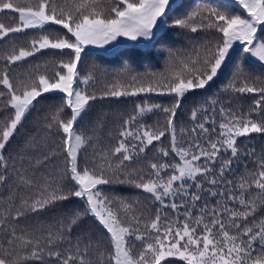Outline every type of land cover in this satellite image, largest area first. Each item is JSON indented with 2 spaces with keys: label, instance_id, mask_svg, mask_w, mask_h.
<instances>
[{
  "label": "snow or ice",
  "instance_id": "1",
  "mask_svg": "<svg viewBox=\"0 0 264 264\" xmlns=\"http://www.w3.org/2000/svg\"><path fill=\"white\" fill-rule=\"evenodd\" d=\"M0 16V264H264V0H0ZM157 45L158 70L119 51Z\"/></svg>",
  "mask_w": 264,
  "mask_h": 264
},
{
  "label": "trees",
  "instance_id": "2",
  "mask_svg": "<svg viewBox=\"0 0 264 264\" xmlns=\"http://www.w3.org/2000/svg\"><path fill=\"white\" fill-rule=\"evenodd\" d=\"M21 2H27V0H21ZM213 3H220L221 0H212ZM0 22H4L6 24L12 23V21L7 16H0ZM169 43H174V46L179 47L180 43L178 42V38L175 36L169 37ZM160 46L157 45L156 48H153L148 53V50L146 49H125L121 48L119 51L129 54L133 60H134V67L137 71H144L145 69H151V70H158L162 66L163 61V54L157 55L159 51ZM47 57H41V59H46ZM91 59H89L88 62H91ZM97 63H100L102 66L107 67L109 70H118L119 68V56L116 54L113 55H99L97 58H95ZM222 82H226V77L222 76L220 80H218L212 88L209 90L210 93L216 92L220 87ZM52 95V94H51ZM56 95V94H53ZM152 99L167 103L168 98L167 97H155L153 96ZM195 99H199V97H195ZM53 101L49 100L44 103H52ZM191 100L188 102V106L191 105ZM97 110L103 109L104 111L112 110L116 111L124 110L125 108H130V105H126L124 103L117 104L113 101H104L102 103H97L96 105ZM35 113H33V116L30 118L29 123L26 125L25 132H31L33 128V120L35 119ZM183 118V117H182ZM25 133H22L21 136L17 137L16 141L13 143L12 149L15 150L18 145L23 143V136ZM107 135V133H105ZM259 144H264V141H258ZM129 191V190H125Z\"/></svg>",
  "mask_w": 264,
  "mask_h": 264
},
{
  "label": "rangeland",
  "instance_id": "3",
  "mask_svg": "<svg viewBox=\"0 0 264 264\" xmlns=\"http://www.w3.org/2000/svg\"><path fill=\"white\" fill-rule=\"evenodd\" d=\"M121 42H122V43H130V42L124 41L123 38H121ZM52 95H53V94H52Z\"/></svg>",
  "mask_w": 264,
  "mask_h": 264
}]
</instances>
